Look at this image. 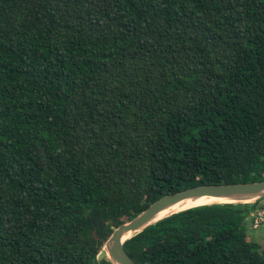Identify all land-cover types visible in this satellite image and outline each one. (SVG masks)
I'll use <instances>...</instances> for the list:
<instances>
[{"label":"trees","instance_id":"1","mask_svg":"<svg viewBox=\"0 0 264 264\" xmlns=\"http://www.w3.org/2000/svg\"><path fill=\"white\" fill-rule=\"evenodd\" d=\"M262 180L264 0H0V264H112L113 228L161 197ZM257 204L184 210L124 250L264 264Z\"/></svg>","mask_w":264,"mask_h":264},{"label":"water","instance_id":"2","mask_svg":"<svg viewBox=\"0 0 264 264\" xmlns=\"http://www.w3.org/2000/svg\"><path fill=\"white\" fill-rule=\"evenodd\" d=\"M264 197V180L252 183L225 184V185H200L192 187L178 193L168 194L149 205L144 211L132 219L113 228L111 234L105 240L102 249L109 255L112 264H137L124 250V244L136 234L143 231L167 217L182 212L187 209L199 207H189L158 220V215L166 209L186 200H198L201 198H212L225 200L224 202L213 204H235V203H255ZM212 205V204H207ZM205 206V205H200ZM128 234H133L125 238ZM102 251V250H101Z\"/></svg>","mask_w":264,"mask_h":264},{"label":"bare ground","instance_id":"3","mask_svg":"<svg viewBox=\"0 0 264 264\" xmlns=\"http://www.w3.org/2000/svg\"><path fill=\"white\" fill-rule=\"evenodd\" d=\"M225 200H221V199H212V198H201L198 200H186V201H182L168 209H166L165 211L161 212L158 217L156 218V220L154 221H158L166 216H168L169 214L173 213V212H177L189 207H194V206H200V205H207V204H213V203H219V202H224ZM240 204V203H239ZM196 208V207H195ZM184 212V211H183ZM174 216V215H173ZM164 220V219H163ZM133 234H128L125 238H129L130 236H132ZM102 252H106L105 249H102ZM105 253L100 254L97 259L98 260H102L104 258H106ZM108 254V253H107ZM107 259V258H106Z\"/></svg>","mask_w":264,"mask_h":264},{"label":"built area","instance_id":"4","mask_svg":"<svg viewBox=\"0 0 264 264\" xmlns=\"http://www.w3.org/2000/svg\"><path fill=\"white\" fill-rule=\"evenodd\" d=\"M257 202L258 204L251 211L249 216L250 228L253 230L264 227V197Z\"/></svg>","mask_w":264,"mask_h":264},{"label":"rangeland","instance_id":"5","mask_svg":"<svg viewBox=\"0 0 264 264\" xmlns=\"http://www.w3.org/2000/svg\"><path fill=\"white\" fill-rule=\"evenodd\" d=\"M251 230L252 231H250L249 234H248L249 238L252 239V240H255L261 246H264V227L258 229L257 231H255L253 229H251ZM102 253H105V252H102ZM105 256H106L107 259L109 258V255L107 253H105Z\"/></svg>","mask_w":264,"mask_h":264},{"label":"crops","instance_id":"6","mask_svg":"<svg viewBox=\"0 0 264 264\" xmlns=\"http://www.w3.org/2000/svg\"><path fill=\"white\" fill-rule=\"evenodd\" d=\"M246 227H247V234H249V232L252 231L250 228L249 220L246 221ZM255 231H257V230H255Z\"/></svg>","mask_w":264,"mask_h":264}]
</instances>
